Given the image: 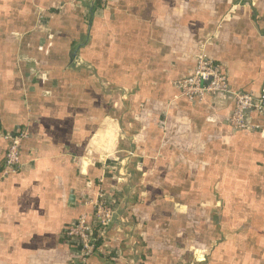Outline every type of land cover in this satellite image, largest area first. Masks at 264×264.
<instances>
[{"label": "crops", "instance_id": "crops-1", "mask_svg": "<svg viewBox=\"0 0 264 264\" xmlns=\"http://www.w3.org/2000/svg\"><path fill=\"white\" fill-rule=\"evenodd\" d=\"M201 46L257 95L264 0H0V175L28 133L0 180V264H76L63 232L99 179L128 225L90 264H264V131H232L228 95L177 98ZM129 137L126 189L106 167Z\"/></svg>", "mask_w": 264, "mask_h": 264}, {"label": "built area", "instance_id": "built-area-1", "mask_svg": "<svg viewBox=\"0 0 264 264\" xmlns=\"http://www.w3.org/2000/svg\"><path fill=\"white\" fill-rule=\"evenodd\" d=\"M101 8L109 5L111 0H82ZM178 90L179 99L198 104L207 97L228 95L232 98L233 110L228 119L232 131L263 132L264 125H251L249 118L256 114L264 119V87L256 94L234 91L231 89L228 76L220 64L210 58L201 46L196 57L194 67L189 74L174 83ZM122 99L127 97L125 92L120 94ZM28 133L26 130L13 136H7L10 141L4 157L0 180L19 173L21 168L20 147ZM133 138H128L125 149L121 150L124 157L119 159L116 166L108 173H116V185L126 189L132 187L130 162L136 157ZM83 206L90 208V213H82L64 232L63 237L72 241L77 247L76 264H88L89 259L96 253L99 246L107 241L106 234L111 224L117 220L121 229H126L128 222L123 216L115 213L116 201L114 195H109L103 186V179H99L94 197L84 201Z\"/></svg>", "mask_w": 264, "mask_h": 264}, {"label": "trees", "instance_id": "trees-1", "mask_svg": "<svg viewBox=\"0 0 264 264\" xmlns=\"http://www.w3.org/2000/svg\"><path fill=\"white\" fill-rule=\"evenodd\" d=\"M97 5H98V4H97ZM228 82H229V81H228ZM237 91H239V90H237ZM242 92H244V91H242ZM17 134H18V133H17ZM15 135H16V134H15ZM7 136H13V135H7ZM26 139H27V138H26ZM26 139H24L23 141H25ZM7 140H8V139H7ZM23 141H22V142H23ZM9 142H10V141L8 140V147H9ZM21 144H22V143H21ZM8 147H7V149H8ZM20 151H21V147H20ZM6 152H7V150H6ZM5 154H6V153H5ZM20 156H21V155H20ZM4 157H5V156H4ZM20 160H21V157H20ZM3 161H4V159H3ZM2 165H3V164H2ZM78 217H79V216H78ZM78 217H77V218H78ZM77 218H76V219H77ZM76 219H75V221H76ZM75 221H74V222H75ZM74 222H73V223H74ZM97 246L100 247V244H97ZM98 250H99V249H97V251H98ZM88 264H90V263H88Z\"/></svg>", "mask_w": 264, "mask_h": 264}]
</instances>
